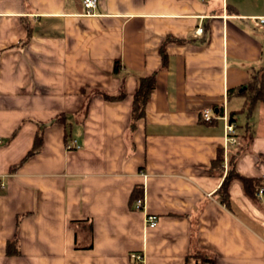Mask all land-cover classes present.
Returning a JSON list of instances; mask_svg holds the SVG:
<instances>
[{
	"label": "crops",
	"instance_id": "crops-1",
	"mask_svg": "<svg viewBox=\"0 0 264 264\" xmlns=\"http://www.w3.org/2000/svg\"><path fill=\"white\" fill-rule=\"evenodd\" d=\"M80 2L0 0V264H196L201 251L264 264V195L233 181L227 207L215 197L231 154L264 187V101L245 115L238 92L264 73V23L253 24L264 1L96 0L88 13ZM151 74L129 131L137 79Z\"/></svg>",
	"mask_w": 264,
	"mask_h": 264
},
{
	"label": "trees",
	"instance_id": "trees-1",
	"mask_svg": "<svg viewBox=\"0 0 264 264\" xmlns=\"http://www.w3.org/2000/svg\"><path fill=\"white\" fill-rule=\"evenodd\" d=\"M161 67L165 62V55L160 51ZM116 64V63H115ZM116 65L113 66V71H116ZM154 88V75L141 76L137 79V87L133 96L131 97L130 113H129V131H133L136 121L143 116L144 105L148 100L150 93ZM239 93L245 99V115H248L256 101H264V73H258L257 75L250 76L249 80L244 86L238 89ZM106 100H113L110 95L102 94ZM120 96L114 97L119 98ZM227 120L230 123L234 122L233 113L227 115ZM31 154V151L27 153V156ZM24 159V158H23ZM221 155L217 154L212 160L210 168L217 174H221ZM235 154L228 156L226 161V169L224 176L219 184V187L215 191V197L217 201L227 207L228 205V188L229 185L236 181L239 183L241 191L250 200H254V192L259 186L258 180L255 178H245L237 174L234 170ZM21 162V161H20ZM16 165L10 167L14 170ZM141 185H134L129 193L130 202H134L136 199L141 198ZM8 243L5 245L8 251ZM197 261L200 263L212 264V259L205 252H198L196 254ZM196 261V262H197Z\"/></svg>",
	"mask_w": 264,
	"mask_h": 264
},
{
	"label": "built area",
	"instance_id": "built-area-1",
	"mask_svg": "<svg viewBox=\"0 0 264 264\" xmlns=\"http://www.w3.org/2000/svg\"><path fill=\"white\" fill-rule=\"evenodd\" d=\"M264 1V0H263ZM96 4V0H81L80 5L85 13H88ZM264 23V17H253V24L255 26H261ZM199 32V29L196 30ZM200 117L203 121L209 122L213 118L209 110H203L200 112ZM221 118L224 121V145L225 149L230 147H235L238 144L237 136L235 133V126L233 123L228 122L227 116L222 112ZM66 150L77 149L78 145L75 140L71 139L64 144ZM264 195V187L259 186L255 191V197L260 199ZM133 208L135 210H140L143 208V200L141 198L136 199L133 202ZM145 228H153L157 223V217L152 214H145L143 219ZM130 258L134 259L136 262L140 263L142 256L138 254H131ZM196 264H207V263H196Z\"/></svg>",
	"mask_w": 264,
	"mask_h": 264
}]
</instances>
